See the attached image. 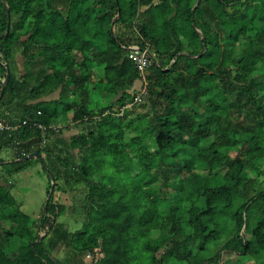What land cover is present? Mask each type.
<instances>
[{
  "label": "trees",
  "instance_id": "trees-1",
  "mask_svg": "<svg viewBox=\"0 0 264 264\" xmlns=\"http://www.w3.org/2000/svg\"><path fill=\"white\" fill-rule=\"evenodd\" d=\"M0 36V94L11 72L0 121L21 124L0 130V150L16 154L0 172V264H66L61 248L92 264H264V0H0ZM148 45L144 80L130 54ZM18 48L30 67L21 79ZM93 49L106 71L94 84L123 93L98 111L87 94L65 103L95 128L72 139L77 157L61 155L53 130L22 125H55L59 106L28 101L84 87L76 55L87 62ZM34 152L46 154L48 197L56 182L37 225L8 184ZM55 191L73 195L80 229L60 222L68 207Z\"/></svg>",
  "mask_w": 264,
  "mask_h": 264
},
{
  "label": "crops",
  "instance_id": "crops-1",
  "mask_svg": "<svg viewBox=\"0 0 264 264\" xmlns=\"http://www.w3.org/2000/svg\"><path fill=\"white\" fill-rule=\"evenodd\" d=\"M29 30V27H27ZM27 30V35L23 36L22 41H26L29 39L30 35L32 34ZM92 53H89V57L91 59L89 61H85L83 63L82 58L76 55V69L79 71V77L81 74H85L87 77V81L85 82V86H75L71 82H69L66 85H61L58 89L53 90L45 96L43 99L38 100V101H28V104H33L36 105L37 103H48L50 105H57L58 107V114H59V119L57 122H55V125L61 126V129L58 132H54V134L51 135L50 142L54 149L56 150L57 153L59 154H69L72 155L73 157H77L79 150H73L70 149V143L72 142V139L78 135H83L85 133H88L92 129L95 128L94 123L90 122H77L74 120V115H75V110L71 109L68 111H65V107L68 105H77L78 100L82 98H86L87 94V101L89 102V108L90 111H98L101 107H105L108 103L110 102H117V100L122 96L123 92H119V94H116L114 97L109 96L108 93H105L102 91V88H98L97 84H94L95 82H98L99 80L103 79L105 77V67L101 65V63L94 61V49L91 51ZM14 63L12 66V71L13 73L18 77L22 78L24 77L30 70V67L26 63L25 57L22 55V51L20 48L16 50L15 56H14ZM37 63H41L40 59L37 60ZM41 65H43L41 63ZM33 67H39L38 65H30ZM94 71H95V77H94ZM142 87V82L138 81L134 87L130 90V93H133L134 91H139ZM63 99H65L64 102L58 105V103ZM66 106L64 107L63 105ZM130 107V106H129ZM19 109L18 107L14 108V111L16 112ZM124 108L121 109V112L119 116H122ZM2 111V109H0ZM3 152L4 155H0V167L3 168L4 162L2 161H13L15 159V152L11 149H6L4 148L3 150H0V153ZM46 159V154L42 153ZM35 160V159H34ZM38 160V159H36ZM38 165L42 166L44 168V164L41 161H34L32 162L26 170L21 172L24 177H33L34 176V171L33 168L37 167ZM45 170V168H44ZM3 170L0 169V172ZM48 174V173H47ZM50 178V177H49ZM1 183H5V181L0 179ZM9 182V183H8ZM7 183L12 186V193H21L19 190V187H15V184L12 183V181H8ZM15 190V191H14ZM48 193V189H47ZM56 197L55 201H60L59 203L63 206H67L65 203H61L62 196L61 194H67L61 191H55ZM58 196V197H57ZM48 201V200H47ZM46 201V202H47ZM63 201V200H62ZM20 203V202H19ZM23 203L21 204V211ZM46 207V205H45ZM68 207V206H67ZM25 214H27L25 211H23ZM28 215V214H27ZM43 213L40 214L36 220H34L35 224L37 225L39 223V220L41 219ZM30 216V215H29ZM3 227L9 229L11 227V222L10 221H2ZM22 244V242L19 239H12L11 245L12 247H19Z\"/></svg>",
  "mask_w": 264,
  "mask_h": 264
},
{
  "label": "rangeland",
  "instance_id": "rangeland-1",
  "mask_svg": "<svg viewBox=\"0 0 264 264\" xmlns=\"http://www.w3.org/2000/svg\"><path fill=\"white\" fill-rule=\"evenodd\" d=\"M0 155H4V153L1 152ZM232 155L236 156L238 153L233 152ZM0 169L3 170L2 167H0ZM33 171V177H24L22 173H18L14 176L15 187H19V191L21 192L19 194L14 192V195L20 204L23 203V211L36 220L40 214L44 213L46 201L48 200L47 189L50 185V178L44 168L40 165L34 167ZM81 187L82 186H80V188ZM61 196L63 200H61V203L63 202L68 206V211L60 218V222L64 223L66 228L70 231H76L82 227L83 222L81 216L75 215L73 211L74 206H77L76 202L71 193L61 194ZM157 235L158 233H156V236ZM54 254L61 258L66 264H92L89 256L77 258L72 254H68L66 248H61L58 252H54ZM134 254H137L141 261H145L146 257H149V255L143 251L141 245H138L137 248H135ZM230 258H232V256L224 254L222 259L224 261ZM244 264L255 263L252 258H248Z\"/></svg>",
  "mask_w": 264,
  "mask_h": 264
},
{
  "label": "built area",
  "instance_id": "built-area-1",
  "mask_svg": "<svg viewBox=\"0 0 264 264\" xmlns=\"http://www.w3.org/2000/svg\"><path fill=\"white\" fill-rule=\"evenodd\" d=\"M130 58L135 62L137 65V68L140 72L141 77L146 80L148 70L150 66L152 65V58L150 54V47L149 45L146 48H135L132 50V53L130 54ZM146 93V89L144 92ZM141 100V96L137 98V101ZM22 125H30L32 127H36L41 129L42 131H45L46 129L53 130L54 132H58L61 129V126L59 125H50L49 127L37 122V121H31V120H25L23 121ZM21 124L13 125L6 121H0V130L1 131H16L19 129ZM47 143V139L44 140V144Z\"/></svg>",
  "mask_w": 264,
  "mask_h": 264
},
{
  "label": "water",
  "instance_id": "water-1",
  "mask_svg": "<svg viewBox=\"0 0 264 264\" xmlns=\"http://www.w3.org/2000/svg\"><path fill=\"white\" fill-rule=\"evenodd\" d=\"M10 15H11L10 14V11H8V17H9V19H10ZM119 17H120V15L116 18L115 21H117ZM10 29H11V23L9 22V24H8V30H7V32L5 34H8L10 32ZM2 37L3 36H0V38H2ZM6 68H7L8 74H7V78L5 79V81L3 83V86H2V89H1L0 99L2 98V95H3L4 91H5L6 83H7V81L11 77V72L9 70V67L6 66ZM44 157L45 156L42 153H40V152H34V153H31L30 155L26 156L24 160H28V159H38L39 161L44 162L45 161V158ZM51 182H52V189H51V194L48 197V201L50 200V197L53 194V192L55 190V185H56V182H55V180H54V178L52 176H51Z\"/></svg>",
  "mask_w": 264,
  "mask_h": 264
}]
</instances>
